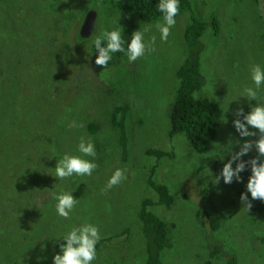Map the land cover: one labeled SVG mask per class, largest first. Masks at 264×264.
<instances>
[{
	"label": "rangeland",
	"instance_id": "obj_1",
	"mask_svg": "<svg viewBox=\"0 0 264 264\" xmlns=\"http://www.w3.org/2000/svg\"><path fill=\"white\" fill-rule=\"evenodd\" d=\"M81 1L87 5L80 8ZM106 2L0 0V264H52L57 241L85 223L97 226L101 236L92 264H145L138 219L144 199L154 203L150 212L173 226L160 264H207L213 244L223 247L211 264H224L221 254L236 257V264H264V214L254 219L252 208L248 211L239 200L250 169L240 174V183L226 185L221 178L215 184L214 179L230 152L239 150L237 141L256 139L239 137L232 121L238 108L245 111L264 101V84L260 100L241 96L245 87H255L250 66L264 69V0H190L191 13L176 18L166 42L154 27L163 21L142 23L130 14L112 13ZM90 3L99 9L94 32L78 40ZM192 15L203 22L215 18L219 27L215 37L210 27L201 37L203 82L194 94L217 102L222 111L205 155L194 152L182 135L169 138L168 110L176 70L186 55L183 31ZM145 25L153 26L145 42L156 37L154 52L135 62L126 52L113 53L105 69L95 64L93 41L102 32L120 26L130 42L132 32ZM118 104L132 111L126 157L110 119ZM73 121L84 127H69ZM82 136L94 144L95 158L78 151ZM148 149L170 156H147ZM65 154L97 168L91 176L58 179L54 168ZM256 155L253 150L241 159ZM117 169L127 178L105 191ZM149 180L167 188L173 200L169 207L157 204ZM64 192L78 200L67 219L57 214L53 198ZM208 211L220 221L217 239L202 225ZM124 229L126 235L112 237Z\"/></svg>",
	"mask_w": 264,
	"mask_h": 264
},
{
	"label": "trees",
	"instance_id": "obj_2",
	"mask_svg": "<svg viewBox=\"0 0 264 264\" xmlns=\"http://www.w3.org/2000/svg\"><path fill=\"white\" fill-rule=\"evenodd\" d=\"M106 1L107 2L104 3L105 6L110 5L112 13L117 11L120 13L130 14L142 23H155L160 20L163 21V14L156 8L159 0ZM254 1L256 4L259 3V0ZM83 5L87 4L81 1L79 3L80 8H82ZM179 5L180 13L176 18L185 13H191L190 0H179ZM94 6L95 5L92 3L88 4L86 13L88 11H94L97 14L99 9ZM83 20L84 18L82 19V22ZM24 23L28 24L30 21L28 20ZM208 27L212 29V36L215 37L219 28L215 18H211L209 22H203L192 15L189 23L184 28L183 40L186 48V55L185 59L176 70L178 83L173 97V102L168 110L169 138L177 135L184 136L189 146L198 155H205L211 150L222 117V111L217 102L207 98L194 97L195 92L201 88L203 82L202 75L200 73L199 58L202 51L201 37ZM127 37L129 38L128 35ZM122 38L125 41L124 47L126 49L128 40L123 37V34ZM77 39L84 40L80 38V36H77ZM123 53L124 52H116L115 54L118 57H121ZM249 111L250 108L245 110L244 113L247 114ZM131 115V106L128 104L116 105L110 115L111 125L119 134L118 145L122 153L121 155L124 157H126L125 154H127V145L130 139L129 129L131 121L130 124L127 122L128 119H131ZM135 121H138V118L135 119ZM94 129V126H90L89 128L91 133L94 132ZM250 130L254 131L253 129ZM145 153L147 156H152L157 159L170 156L167 152L153 149H148ZM148 185L154 189L158 196L157 204L165 207H169L172 204V197L169 195L166 187L155 183L153 180H149ZM152 205H154V203L150 199H144L141 202L138 219L141 222V231L145 242V264H160L162 251L171 246V232L173 230V226L171 228L170 225L164 223V221H162L159 217L150 212L148 209ZM251 211L254 219L263 215L264 202L255 200L252 203ZM201 221L205 232H210L211 234L214 233L216 238V232L219 229L218 227L220 222L216 212H205ZM128 232V229H124L120 233L114 234L112 237L118 238L126 235ZM62 243H64V237L57 241L56 254H58L60 244ZM222 247L223 246L213 244L210 249L212 256L218 255L219 252L222 251ZM208 256L209 261L207 264H211L214 258L211 255ZM220 258V261L224 264H236V257L231 259L227 257V255L221 254Z\"/></svg>",
	"mask_w": 264,
	"mask_h": 264
},
{
	"label": "clouds",
	"instance_id": "obj_3",
	"mask_svg": "<svg viewBox=\"0 0 264 264\" xmlns=\"http://www.w3.org/2000/svg\"><path fill=\"white\" fill-rule=\"evenodd\" d=\"M156 8L163 14V23L157 22L154 27L159 31L161 41L166 42L171 34V28L176 24L175 18L180 13L179 0H159ZM152 27V25H145L142 30L133 31L126 50L120 26L115 30L102 32L93 41L98 53L94 61L95 64L105 69L112 58V54L116 52H126L129 62H135L145 56L146 53L154 52L156 37L153 35L149 37L147 43L145 42V34L150 32ZM250 76L255 87H245L241 96L248 101L260 100L258 92L261 85L264 84V69L259 64H253L250 66ZM234 115L236 119L232 121V124L239 137H256V139H244L243 143L237 141L239 150L230 152V159L223 165L219 176L214 179L215 184H219L221 178L226 185L233 183L234 180L240 183L242 182L240 174L250 169L251 174L247 179L246 191L242 192L239 197L242 205L249 211L252 208V203L247 194H250L253 201L264 202V101L252 106L247 114L242 108H238ZM69 127L83 128L84 124H77L73 121ZM77 147L83 155L95 158V146L90 138L86 141L82 136ZM253 150L257 153L255 158L241 159ZM233 163H235V167H233ZM96 168L97 164L89 160L65 154L57 160L54 171L56 178L62 180L74 174L91 176ZM126 178L125 170H115L105 186V191L119 185ZM53 198L57 201L55 205L57 214L65 219L69 217L70 212L78 202L77 199L73 198L72 193L67 192L54 194ZM100 239L99 229L93 224L85 223L80 227H73L65 235L64 243L60 244L58 254L52 257V264H92L97 258L96 245Z\"/></svg>",
	"mask_w": 264,
	"mask_h": 264
},
{
	"label": "water",
	"instance_id": "obj_4",
	"mask_svg": "<svg viewBox=\"0 0 264 264\" xmlns=\"http://www.w3.org/2000/svg\"><path fill=\"white\" fill-rule=\"evenodd\" d=\"M96 16L97 14L94 11L87 12L79 29L80 38L87 39L92 35L95 28Z\"/></svg>",
	"mask_w": 264,
	"mask_h": 264
}]
</instances>
